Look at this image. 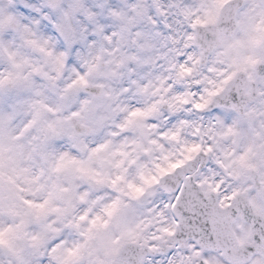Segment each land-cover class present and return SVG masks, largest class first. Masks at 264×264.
Returning a JSON list of instances; mask_svg holds the SVG:
<instances>
[{"label":"clouds","instance_id":"obj_1","mask_svg":"<svg viewBox=\"0 0 264 264\" xmlns=\"http://www.w3.org/2000/svg\"><path fill=\"white\" fill-rule=\"evenodd\" d=\"M0 264H264V0H0Z\"/></svg>","mask_w":264,"mask_h":264}]
</instances>
